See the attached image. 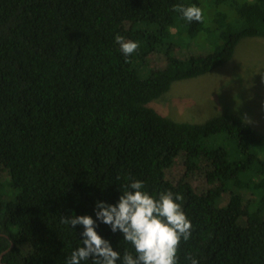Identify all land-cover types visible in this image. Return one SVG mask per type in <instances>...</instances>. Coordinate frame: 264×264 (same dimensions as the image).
Here are the masks:
<instances>
[{
	"label": "trees",
	"instance_id": "obj_1",
	"mask_svg": "<svg viewBox=\"0 0 264 264\" xmlns=\"http://www.w3.org/2000/svg\"><path fill=\"white\" fill-rule=\"evenodd\" d=\"M117 34L139 49L125 56ZM243 38L264 39V0H0V178L14 189L0 194V264H67L84 229L62 217L80 215L135 257L96 218L135 180L183 196L193 227L177 264H264V135L235 113L180 120L153 105Z\"/></svg>",
	"mask_w": 264,
	"mask_h": 264
},
{
	"label": "clouds",
	"instance_id": "obj_2",
	"mask_svg": "<svg viewBox=\"0 0 264 264\" xmlns=\"http://www.w3.org/2000/svg\"><path fill=\"white\" fill-rule=\"evenodd\" d=\"M182 16L188 21H202L203 14L196 5L178 6ZM116 41L121 52L128 56L139 49V43L125 40L117 34ZM141 180H135L126 188L116 204L97 201L96 218L109 225L112 232L119 230L125 241L135 249V257L125 252L114 250L110 242L96 231V220L90 215L62 217V222L74 228L83 226L82 245L72 251L67 264H81V261L92 258V264H177L178 249L182 239L187 241L191 236L192 224L187 218L179 201V193L165 191L158 198L144 190ZM131 189V190H129ZM191 264H198L190 258Z\"/></svg>",
	"mask_w": 264,
	"mask_h": 264
},
{
	"label": "rangeland",
	"instance_id": "obj_3",
	"mask_svg": "<svg viewBox=\"0 0 264 264\" xmlns=\"http://www.w3.org/2000/svg\"><path fill=\"white\" fill-rule=\"evenodd\" d=\"M199 49L191 44L179 54ZM151 64L157 66L161 62L155 57ZM153 105L180 120L200 121L224 112L235 113L264 135V39H241L227 63L204 75L174 83ZM5 179L0 178V194L3 201H9L14 189L8 177Z\"/></svg>",
	"mask_w": 264,
	"mask_h": 264
},
{
	"label": "water",
	"instance_id": "obj_4",
	"mask_svg": "<svg viewBox=\"0 0 264 264\" xmlns=\"http://www.w3.org/2000/svg\"><path fill=\"white\" fill-rule=\"evenodd\" d=\"M0 257H1V255H0Z\"/></svg>",
	"mask_w": 264,
	"mask_h": 264
}]
</instances>
